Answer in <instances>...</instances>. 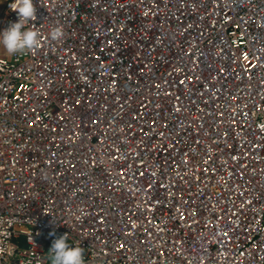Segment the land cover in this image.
<instances>
[{
    "label": "built area",
    "instance_id": "1",
    "mask_svg": "<svg viewBox=\"0 0 264 264\" xmlns=\"http://www.w3.org/2000/svg\"><path fill=\"white\" fill-rule=\"evenodd\" d=\"M33 2L39 48L0 45V264L64 234L86 264H264V0Z\"/></svg>",
    "mask_w": 264,
    "mask_h": 264
},
{
    "label": "clouds",
    "instance_id": "2",
    "mask_svg": "<svg viewBox=\"0 0 264 264\" xmlns=\"http://www.w3.org/2000/svg\"><path fill=\"white\" fill-rule=\"evenodd\" d=\"M9 8L18 13V22L10 23L0 33V45L13 56L35 51L40 46V34L27 26L36 17L33 0H13ZM62 35L60 27L50 31L53 40H59ZM51 235L55 236V233ZM48 253L50 264H86L84 249L69 243L67 234L56 236Z\"/></svg>",
    "mask_w": 264,
    "mask_h": 264
},
{
    "label": "rangeland",
    "instance_id": "3",
    "mask_svg": "<svg viewBox=\"0 0 264 264\" xmlns=\"http://www.w3.org/2000/svg\"><path fill=\"white\" fill-rule=\"evenodd\" d=\"M7 5H8V0H0V21L2 17V12L6 8Z\"/></svg>",
    "mask_w": 264,
    "mask_h": 264
}]
</instances>
